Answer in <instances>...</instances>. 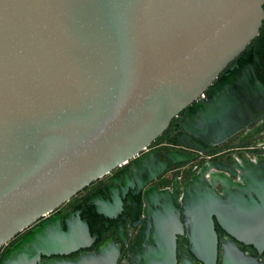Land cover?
Listing matches in <instances>:
<instances>
[{
    "label": "water",
    "instance_id": "1",
    "mask_svg": "<svg viewBox=\"0 0 264 264\" xmlns=\"http://www.w3.org/2000/svg\"><path fill=\"white\" fill-rule=\"evenodd\" d=\"M263 5L0 0V247L133 158L132 173L147 176L145 187L168 166L239 134L242 142L263 137L264 84L251 83L239 60L225 82L215 83L258 35ZM175 119L168 143L193 154L137 157ZM182 189L179 208L168 203L147 221L155 247L141 264H264L238 247L264 254V155H229L200 168ZM48 221L3 264H36L41 255L87 246L84 224L65 232ZM185 229L190 257L178 263L176 239ZM49 264H116V256Z\"/></svg>",
    "mask_w": 264,
    "mask_h": 264
},
{
    "label": "flooded vegetation",
    "instance_id": "2",
    "mask_svg": "<svg viewBox=\"0 0 264 264\" xmlns=\"http://www.w3.org/2000/svg\"><path fill=\"white\" fill-rule=\"evenodd\" d=\"M264 15V5H263ZM245 68L247 78L251 83L254 79L264 84V17L258 35L250 42L245 50L231 62L218 76L215 83L222 84L237 69L236 61ZM187 113V110L184 111ZM173 120L167 130L153 143L147 146L137 157L153 151L177 150L187 154L193 152L184 148L172 147L168 139L175 134L172 126ZM243 134H239L235 146L214 153L215 158L203 159L199 165L186 168V163L168 166L159 174L153 182L144 185L147 176L144 173H132L135 164L134 158L117 167L111 172L95 180L76 195L64 202L57 209L37 220L29 228L16 235L10 242L0 247V264L17 244L28 234L41 228L46 222L59 221L63 231L68 227H77L84 224L87 227V236L81 232V240L87 245L67 255H41L36 264H49L55 261H74L83 256L105 253L116 256V264H141L148 257L151 248L155 247L153 239L152 223H147L153 218H160L163 209H168L169 204L175 208L181 205L184 192L182 186L187 184L203 166L212 163H223L229 155L245 152L250 159L264 155L262 149L256 148L257 143L264 140V136L251 141L242 142ZM253 147V149H250ZM216 152V149L215 151ZM199 154L197 159H199ZM196 159V160H197ZM149 189L147 200L144 199L143 190ZM218 191H221L218 189ZM166 192V193H161ZM162 198H159L161 197ZM164 201V204L163 203ZM188 202V201H186ZM215 229L219 242H225L226 235L215 222ZM187 230L183 235L177 236L176 250L178 263L184 258L190 257L189 242L186 237ZM238 247L245 254L256 257L258 261H264V254H258L253 248L243 244ZM24 264H29L28 260ZM219 264V263H218Z\"/></svg>",
    "mask_w": 264,
    "mask_h": 264
},
{
    "label": "rangeland",
    "instance_id": "3",
    "mask_svg": "<svg viewBox=\"0 0 264 264\" xmlns=\"http://www.w3.org/2000/svg\"><path fill=\"white\" fill-rule=\"evenodd\" d=\"M237 138H238V135L233 137V138H231L227 142L217 146L216 147V152H209V153H206V154H199L200 158L197 159V160H194V161L186 163V168H190V167H194V166L199 165V163L201 162L202 159L204 161H207V160H209V158H215L214 156L216 154L214 155V153L225 151V150L230 149L231 147L235 146L234 144H235V141H236Z\"/></svg>",
    "mask_w": 264,
    "mask_h": 264
},
{
    "label": "built area",
    "instance_id": "4",
    "mask_svg": "<svg viewBox=\"0 0 264 264\" xmlns=\"http://www.w3.org/2000/svg\"><path fill=\"white\" fill-rule=\"evenodd\" d=\"M264 144L257 143L256 148L262 149ZM250 149H253V147H250Z\"/></svg>",
    "mask_w": 264,
    "mask_h": 264
},
{
    "label": "bare ground",
    "instance_id": "5",
    "mask_svg": "<svg viewBox=\"0 0 264 264\" xmlns=\"http://www.w3.org/2000/svg\"><path fill=\"white\" fill-rule=\"evenodd\" d=\"M87 255V254H86Z\"/></svg>",
    "mask_w": 264,
    "mask_h": 264
}]
</instances>
